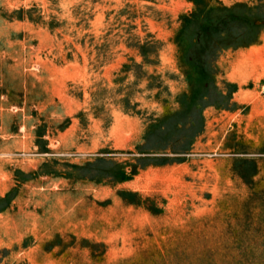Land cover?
Returning a JSON list of instances; mask_svg holds the SVG:
<instances>
[{
	"label": "rangeland",
	"instance_id": "rangeland-1",
	"mask_svg": "<svg viewBox=\"0 0 264 264\" xmlns=\"http://www.w3.org/2000/svg\"><path fill=\"white\" fill-rule=\"evenodd\" d=\"M0 264H264V0H0Z\"/></svg>",
	"mask_w": 264,
	"mask_h": 264
}]
</instances>
